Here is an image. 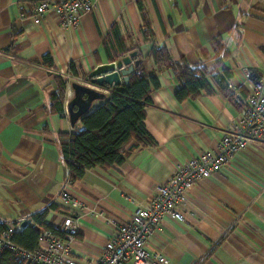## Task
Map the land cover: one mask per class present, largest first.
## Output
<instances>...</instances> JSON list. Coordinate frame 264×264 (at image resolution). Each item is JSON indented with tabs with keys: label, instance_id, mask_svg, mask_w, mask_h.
<instances>
[{
	"label": "crops",
	"instance_id": "0c3cea01",
	"mask_svg": "<svg viewBox=\"0 0 264 264\" xmlns=\"http://www.w3.org/2000/svg\"><path fill=\"white\" fill-rule=\"evenodd\" d=\"M40 1L0 0V222L47 209V221L61 228L69 214L57 201L69 178L61 134L82 126L80 120L72 125L67 106L71 83L85 80L72 75L70 64L83 75L135 46L160 82L146 107L156 144L137 147L122 164L92 168L71 185L100 212L74 213L80 224L74 255L89 262L118 224L150 204L177 163L216 149L237 121L253 85L242 68H252L254 79L264 76V0H99L69 28L52 12L35 24L32 8ZM146 22L173 59L207 66L212 92L177 99V77L148 56L153 43L144 41ZM59 75L67 81L66 117L53 109ZM184 214V221L166 217L147 242L169 264H264V138L196 185Z\"/></svg>",
	"mask_w": 264,
	"mask_h": 264
},
{
	"label": "built area",
	"instance_id": "2783aa9c",
	"mask_svg": "<svg viewBox=\"0 0 264 264\" xmlns=\"http://www.w3.org/2000/svg\"><path fill=\"white\" fill-rule=\"evenodd\" d=\"M98 1L42 0L34 4L31 16L35 24H40L46 14L52 12L62 26L75 27L80 24L84 14L96 8ZM242 72L253 85L245 97L237 121L221 137L217 148L205 150L197 157L177 163L170 180L154 188L150 204L139 206L128 221L118 224L116 232L101 248L96 259L83 262L74 255L73 246L80 231L74 213L91 211L99 216L100 212L88 207L74 193L69 179L57 200L69 212L61 226L63 235L49 229H40L32 218H19L0 230V259L6 251H11L26 264H127L130 261L134 264H169L167 256L148 248L149 237L163 229L166 217L184 221L191 190L227 166L252 141L264 138V76L254 79V71L249 66H244ZM24 223L40 231L39 247L36 250H27L13 240L14 235L23 230Z\"/></svg>",
	"mask_w": 264,
	"mask_h": 264
},
{
	"label": "trees",
	"instance_id": "16d2710c",
	"mask_svg": "<svg viewBox=\"0 0 264 264\" xmlns=\"http://www.w3.org/2000/svg\"><path fill=\"white\" fill-rule=\"evenodd\" d=\"M144 41L153 43L148 56L154 59L160 68L165 67L177 77L179 87L175 94L179 101H185L199 96L202 92H212L208 79L210 71L207 66H193L186 59H173L167 45L155 44V33L146 22ZM122 48L121 55L135 50ZM140 53V52H139ZM138 53V57L142 56ZM120 56H116L119 59ZM114 59V58H113ZM48 65L53 66L50 57H46ZM70 71L76 78H86L88 73L79 75L75 64H70ZM228 74V73H227ZM227 77V76H226ZM60 90L53 93V109L62 117H66L64 102L66 100L67 81L58 76ZM160 82L156 73H149L142 63L130 75V84L123 90L107 88L109 92L101 103L93 107V111L81 118V127L71 133L61 134V147L64 162L69 169V180L76 183L86 172L98 166L122 164L128 155L139 146L154 145L155 139L146 125V107L151 103V95L159 89ZM135 140L128 149V145ZM55 205H53L54 207ZM48 210L35 213L31 217L40 229L52 230L63 235L60 227H55L47 221ZM7 223L0 222V230ZM40 231L27 224L23 230L13 237L14 242L27 249L36 250L39 247ZM0 264H26L19 260L11 251H6L0 259Z\"/></svg>",
	"mask_w": 264,
	"mask_h": 264
},
{
	"label": "water",
	"instance_id": "95a60500",
	"mask_svg": "<svg viewBox=\"0 0 264 264\" xmlns=\"http://www.w3.org/2000/svg\"><path fill=\"white\" fill-rule=\"evenodd\" d=\"M141 63L142 58L138 57V50H133L115 61L96 66L88 72L85 82H72L74 96L67 106L72 125L75 126L82 117L93 111L96 101L106 97L105 92L90 85L102 89L111 87L123 90L125 86L130 84V75Z\"/></svg>",
	"mask_w": 264,
	"mask_h": 264
},
{
	"label": "rangeland",
	"instance_id": "374dc122",
	"mask_svg": "<svg viewBox=\"0 0 264 264\" xmlns=\"http://www.w3.org/2000/svg\"><path fill=\"white\" fill-rule=\"evenodd\" d=\"M85 80H86V79H85ZM85 80L78 79L77 81H80V82H85Z\"/></svg>",
	"mask_w": 264,
	"mask_h": 264
}]
</instances>
